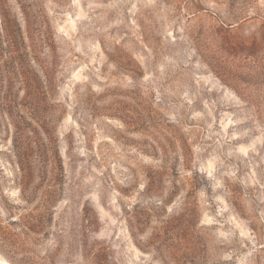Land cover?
Masks as SVG:
<instances>
[{
    "label": "rangeland",
    "instance_id": "374dc122",
    "mask_svg": "<svg viewBox=\"0 0 264 264\" xmlns=\"http://www.w3.org/2000/svg\"><path fill=\"white\" fill-rule=\"evenodd\" d=\"M0 264H264V0H0Z\"/></svg>",
    "mask_w": 264,
    "mask_h": 264
}]
</instances>
